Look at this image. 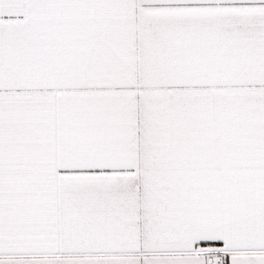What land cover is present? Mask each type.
<instances>
[{
    "label": "snow or ice",
    "instance_id": "6c2138e0",
    "mask_svg": "<svg viewBox=\"0 0 264 264\" xmlns=\"http://www.w3.org/2000/svg\"><path fill=\"white\" fill-rule=\"evenodd\" d=\"M0 264H264V0H0Z\"/></svg>",
    "mask_w": 264,
    "mask_h": 264
}]
</instances>
